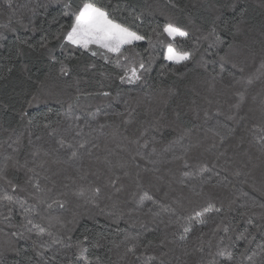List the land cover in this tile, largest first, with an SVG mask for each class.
Returning a JSON list of instances; mask_svg holds the SVG:
<instances>
[{"label":"trees","instance_id":"obj_1","mask_svg":"<svg viewBox=\"0 0 264 264\" xmlns=\"http://www.w3.org/2000/svg\"><path fill=\"white\" fill-rule=\"evenodd\" d=\"M65 2L67 0H11L9 7L7 0H0V160L11 152L10 145L15 147L13 141L20 137V163L24 164L27 160L28 167L44 163L48 169L46 174L49 180L41 178L40 183L42 186L47 184L52 187L51 181H55L54 195L55 191L62 190V184H68L69 190L76 184H105L110 175L103 164L106 158L115 162L120 157L129 158L137 150L146 154L154 147L157 153L171 160L173 153L165 154L164 149L169 147L170 142L176 140L185 128L196 124L200 125L199 129H194L191 137H186L183 141L184 144L189 143V140L204 142L203 147L190 155L189 162L193 166L184 169L182 162L161 165L160 171L155 175L162 179L154 180L153 186L146 185V191L158 203L172 207L184 216L201 210L208 202L217 207L221 201L225 207L230 200L235 202L227 213H211L206 225L196 226L186 245L189 256L183 255L185 247L173 236L174 231L178 232L177 229H165L163 224L153 222L148 210L153 208L158 211V208L150 201H146L143 207H137L139 197L133 200L130 196L136 191L131 177L123 180V192L112 200L102 195L96 202L98 206L88 203L86 198L69 196L66 208L57 209L54 215L61 216L65 221L74 220L72 224L61 227L53 223L50 226L47 220H41L39 217L36 222L65 241L71 235V241L67 242L73 245L77 239H83V235H90L91 242H86V255L92 260L100 257L101 264H126V260L122 259L126 251L125 243H122L126 234L139 236L138 241L130 240L126 243L129 246L137 244L138 254L143 252L145 255H158L159 243L165 236L168 240L175 239V244L168 245L174 250L168 257L171 264H177V257L187 264H194L201 255L195 252V248L203 246L207 251L210 239L215 245L216 240L224 235L223 231H219L217 236H212V229L221 223L220 217L224 216V224L236 228V232L231 233L233 237L245 230L254 236L251 243L233 239L229 245L230 250L238 253L247 244V256H251L252 260L245 259L244 264H264V252L260 248L264 243V208L259 207L264 205V155L256 145L245 143L236 147L238 141L235 138H230L221 146L219 139L213 140L210 134L206 139L204 131L216 123L215 119L205 122V110L210 114H215L217 108L229 112V104L235 103L236 100L233 94L236 90L244 93V100L239 110H232L236 112V120L229 121V127L242 131L245 125L250 127L253 123L260 122L264 112V67H261L264 63V0H98L99 3L116 9L114 15L117 19L130 24L141 34L152 37L151 47L145 40L137 42L129 51L136 60L143 58L148 61L151 57L150 70L145 72L143 79L135 85L120 83L118 74L122 72L115 67V55L110 56L109 62L103 57H93L90 53L72 46L60 48V41L55 38V34L62 24L70 23L68 18L61 15ZM72 3L78 4L80 0H72ZM172 3H175L176 7H172ZM228 4H235V7L225 9L224 6ZM33 8L36 10L35 15L31 11ZM241 11H244L245 15L239 30L236 31L231 29V24L241 18ZM21 15L26 27L15 23L16 18ZM135 16H140L141 19L134 20ZM10 18L13 30L5 27ZM166 19L176 21L190 32L189 37H178L172 43L183 50L196 47V55L192 61L175 65L164 60L168 37L157 38L152 29L159 26L162 30ZM214 21L217 34L223 43H218L215 36L209 35ZM44 38H47V46L41 47L45 42ZM20 40H27L32 47L20 45L21 55L17 57L16 49ZM159 40L165 43H160ZM229 44L232 45L231 49L228 48ZM220 56H227L231 63L223 64L225 70L221 75L224 82L217 78L214 86L210 88L211 77L220 71L223 63L219 59ZM50 57H55V62ZM201 57L209 61L206 68L201 66ZM59 61H64L69 66V75L61 74ZM123 63L121 60V64ZM232 63L237 67L233 68ZM9 68L12 69L10 72ZM231 76L240 78L243 83L235 85L234 89L225 88L224 83ZM249 79L251 83H247ZM101 84L104 85L103 88L100 87ZM170 89L174 92L173 95L169 94ZM100 91H110L113 97L121 96L129 100V109H135L134 122L125 125L123 120L126 116L116 115L117 112L124 111L122 100L88 95ZM33 96L38 100L29 108L28 101L32 100ZM77 96H80L81 104L73 106L68 112L72 117L70 121L65 117V113L68 104ZM23 109L28 110L29 116L21 120L19 112ZM45 116L48 117L47 120ZM76 117L80 119L76 120ZM241 118H244L243 123ZM30 119L32 123H29ZM156 119L160 120V127L157 130L150 129L140 141L143 144L144 139H147V148L138 149V146L128 143V139L138 136L143 127ZM46 123L61 132L71 123L73 127L68 139L74 145L76 140L89 141L88 148L91 149L92 155L85 156L79 171L66 165L55 164L51 157L42 154L35 159L31 157L34 146L39 145L45 149L58 147L47 137L46 133L50 129L44 128ZM81 130L82 136L77 137L76 133ZM37 136L41 139L37 140ZM153 136L155 143L151 142ZM213 143L217 145L213 152L199 156L204 148ZM92 144L97 147L93 148ZM179 150V145H176L177 154ZM218 151H225V157L219 161L215 155ZM61 156L66 158L63 152ZM137 163L140 164L141 170L152 167L139 159ZM200 163H206L209 167L216 165L211 173L204 176L208 183L203 184V190L215 195V199L211 201L196 197L181 183L184 179L183 172L195 174ZM131 171L134 176L135 164ZM28 175L30 173H27L26 169L10 168L7 172V178L13 183L32 191L31 185L25 183ZM151 175L153 174L150 172L141 171L142 178ZM190 183L196 186V191L201 190L199 178ZM0 188L25 200L27 204L35 203L27 192H13L3 181H0ZM107 191L109 190L105 189V192ZM253 202L256 206H252ZM0 211L7 215L6 208ZM241 212L246 215L241 217ZM12 219L14 223H19L21 213L18 208ZM135 221H144L146 227L142 228L139 224L132 227ZM254 225L260 227L256 228ZM13 230L0 223V254H3L0 258L4 259L5 264H29V257L38 259L32 242L12 237ZM96 242L98 247L93 246ZM75 252V247L71 250H61L57 259L59 261L60 257H63L61 264H68L69 258L75 259ZM51 255L52 252L49 251L44 258L47 259ZM137 264H142V261Z\"/></svg>","mask_w":264,"mask_h":264},{"label":"snow or ice","instance_id":"obj_2","mask_svg":"<svg viewBox=\"0 0 264 264\" xmlns=\"http://www.w3.org/2000/svg\"><path fill=\"white\" fill-rule=\"evenodd\" d=\"M9 7H11V0H7ZM172 7H176L175 3H172ZM46 7V6H43ZM227 8H234L235 4H228L224 6ZM33 15H35L36 10L31 9ZM116 9L111 8L108 4L99 3L98 0H80V3L73 4L72 0H67L63 4V10L61 15L68 18L70 23L67 25H61L58 32L55 34V38L60 41V48L63 49L66 46H72L77 49H82L84 52H88L93 57H103L105 61L110 62V56L115 55L117 57L115 67L120 69L122 74L119 75V81L121 84L135 85L137 82L143 79L145 72L150 70L151 66V57L148 61H145L143 58L136 60L132 55L129 54L130 49L136 44V42L147 40L150 47L152 46V37L141 34L138 30L134 29L130 24L117 19L114 15ZM245 15L244 11L240 13V19H237L231 24V29L238 31L240 25L243 22V16ZM140 16H135L134 20H140ZM16 24L26 27L24 24V17L18 16L15 20ZM12 20L9 19V24L5 27L11 28ZM227 27V25H226ZM36 31V29H33ZM152 33L157 37L166 36L168 37L166 51L164 53V60L171 62L175 65L185 64L186 62L192 61L196 55V47H193L192 50H183L178 49L174 46L172 41H175L179 38H187L190 36V32L186 29L185 26L180 25L174 20L166 19L162 24V30L158 26L157 28L152 29ZM235 34V31L233 32ZM210 36H215L218 43H223L220 40L219 35L217 34V28L215 26V21L213 22V27L209 33ZM207 38V37H205ZM45 42L41 44V47H46ZM160 43H165L163 40H159ZM20 45H27L32 47V45L27 40L18 41L16 55L19 57L21 55ZM212 45H209L211 48ZM228 48L231 49L232 45L229 44ZM147 51V50H146ZM211 55V53H209ZM54 62L55 57H50ZM219 59L223 62L221 69L215 75L211 77L209 81L210 88L214 86L217 78L221 82H224V77L221 73L224 72L223 64L231 63L227 56H220ZM121 60L124 61L121 64ZM202 65L206 68L209 63L208 60L201 57ZM60 63V72L62 75H69L70 69L69 66L64 61H59ZM138 65V66H137ZM232 67L236 68L237 65L232 63ZM261 67H264L262 63ZM12 69L9 68L10 72ZM243 71V69H240ZM2 78V77H0ZM243 83L240 78L236 76H231L227 82L224 83V87L227 89H234L235 85ZM251 83V79L247 81ZM104 87L103 84L100 86ZM169 94L173 95L174 92L170 89ZM236 97L235 103L229 104V112H224L220 108H217L215 114H210L207 110L204 112L205 122L209 119H215L216 123L212 124L210 127L204 129L205 138L210 137L215 140L219 139L221 146L224 142L230 138H235L238 142L236 147L243 145L245 143L249 145H256L259 147V151L264 155V112H262L259 123H253L250 127L245 125L243 130L229 127V121L236 120V112L232 110H239L241 108L242 102L244 100V93L236 90L233 92ZM89 96H101L105 99H116L122 100L124 105L123 112H117L118 116H126V119L123 120L125 125L132 124L135 120V109H129V100L123 99L121 96L113 97L110 91H100L97 93H90ZM87 99V96L85 97ZM38 100L36 96H33L32 100L28 101V107L31 108L33 104ZM81 98L77 96L72 103L68 104V109L65 113V117L71 121L72 117L68 115V112L71 111L73 106H80ZM20 119L23 120L29 116L28 110L23 109L19 112ZM223 118V119H221ZM48 117L45 116V120ZM79 117H76V120H79ZM241 122H244V118H241ZM29 123H32V120H29ZM143 123V122H141ZM39 127V124H37ZM73 125L70 123L68 128L64 129L62 132L57 128H52L50 123L44 124L45 129H50L47 131V137L58 145V147L52 149H45L42 146H34L33 151L31 152L32 158H37L41 154L45 157H51L52 162L58 165H66L68 168H75L79 171L80 164L85 158V156H91L92 151L88 148L89 141L87 140H76L75 145L72 141L68 139V134L71 132ZM103 127V126H101ZM160 127V120L156 119L148 123L146 127H143L139 132V135L133 139H128V143L131 145L138 146V149L147 148L149 141L144 139L143 144H141V139H143L149 132V130H157ZM200 125L193 124L191 128H185L182 134L174 141L170 142L169 147L164 149V153L172 152L171 160H168L164 155L157 153L156 148H152L150 152L146 154L142 151H135L130 155L129 158H118L115 162L109 159H105L103 164L106 165L107 172L110 175L107 177V182L103 185L89 183L87 186L83 184H76L74 188L69 190L68 184H62L60 191H55V181H51L52 187H49L47 184L41 185L40 180L48 181L49 176L46 174L48 169L45 167L44 163H40L33 167H28V161L26 160L24 164H21L18 156L21 146V138L17 137L13 144L15 147H11V152L8 153L0 160V181H3L13 192H27L28 196L35 201V203L27 204L25 200H22L18 197L8 194L4 191L3 188H0V209H7V215L3 211H0V223L7 225L8 227L14 229L11 233L12 237L18 238L19 240L31 241L34 247L35 256L38 258L33 260L32 257L28 258L29 264H61L63 257L60 256L61 250H71L75 247V259L69 258L68 264H101L100 257H96L95 260L89 259L86 253L88 248L86 247V242H91L90 235H83V239H77L75 245L67 241H71V235L67 237V241L61 239L54 235L51 231L45 229L40 223L36 222V218L39 217L41 220H47L48 224L51 226L53 223L59 224L61 227H65L67 224L74 223L73 221H65L61 216L54 215L57 209L63 210L66 208L69 203L68 197L72 196L75 198H86L88 203L95 204L102 195H105L108 200H112L115 196H118L121 192L124 191L125 185L123 180L125 178H132L135 183L136 191H133L130 196L133 200H136L137 196L139 197L137 201V207H143L146 201H150L159 210H154L149 208L148 212L152 217L153 222H158L163 224L165 229L174 228L178 232L174 231L173 236L176 237L181 246L185 247L183 252L184 256H189L190 253L187 251L186 245L191 238V234L196 230V226H204L207 224L209 219V214L211 213H227L230 210L232 203L235 201L230 200L227 207H225L223 201L219 207L215 204L208 202L206 206H203L201 210L195 211L194 214L184 216L182 213L172 207L158 203L151 195L146 191L145 186H153V182L160 181L162 177L155 175L160 171V166L163 164H170L172 162H182V167L184 169L191 168L193 165L189 162L190 155L198 148L203 147L204 142L201 140L191 141L184 144L183 141L186 137H191L194 129H199ZM239 133V134H238ZM77 137L82 136V130L76 133ZM37 140H40L41 137L37 136ZM152 143H155V137L152 138ZM179 145L180 150L177 154L175 151V146ZM92 147H97L96 144H92ZM217 148V145L213 143L212 145L203 149V152L199 153V156H203L205 153L213 152ZM226 151V150H225ZM225 151H218L215 153L216 160L219 161L221 158L225 157ZM64 153L66 158L61 156V153ZM199 157H197L198 159ZM146 161L147 164H151V168L145 167L141 170L140 164L137 163V160ZM228 162L227 160L225 161ZM135 164L136 172L135 175H132V166ZM216 165L213 164L209 167L206 163H200L198 165L195 174L184 171V179L181 181L185 187H188L190 191L196 197L206 198L211 201L215 199V195L211 192H205L203 190V184L208 183L207 180H204V176L213 171ZM12 169H26L28 175L26 184H30L32 191H29L26 187H21L17 183H13L12 180L7 178L8 170ZM39 169V171L37 170ZM141 171L146 173L150 172L153 175L141 177ZM239 176L240 173H237ZM201 180V190L196 191V186L191 184V181L196 179ZM83 179V177H81ZM220 183V182H218ZM105 189L109 191L105 192ZM142 193V194H141ZM167 195V193H165ZM7 202L6 204L4 202ZM180 203V201H176ZM183 205H181L182 207ZM252 206H256L253 202ZM259 207L264 208V205H259ZM20 210L21 219L19 223L13 222V214L16 209ZM103 211V209L101 210ZM241 217L246 215L245 212L240 213ZM221 223H218L215 228L212 229V236H217L219 231H223L224 235L220 236L216 240L215 245L212 244L211 239L208 241V248L205 251L203 246L195 248V252L200 253L198 260L194 261V264H244V260H252L251 256H247V244L244 249L240 250L238 253L230 250L229 245L233 239L237 241H246L251 243L254 239L252 233L245 230L233 237L231 233L236 232L235 227H229L224 224V216L220 217ZM139 224L140 227H146L144 221H135L133 222L132 227H135ZM254 227L259 228V225H254ZM71 231V230H69ZM47 237V239H45ZM130 240H139V236H131L126 234L125 241V256L122 259L126 260V264H137L138 261H142V264H171V261L168 257L174 252L172 248H169V244H175L176 240H168L167 236L164 237L159 243L158 255H145L141 252L138 254V245L132 244L129 246L126 242ZM151 243V242H150ZM58 246V247H55ZM93 246L98 247V242ZM147 247V246H145ZM213 248L215 249L213 251ZM261 251L264 252V243L260 245ZM167 249V250H165ZM18 251V250H17ZM51 251L52 255L47 259L44 257L47 253ZM3 254H0L2 257ZM177 259V264H187L186 261L181 260L179 257ZM0 264H5L4 259L0 258Z\"/></svg>","mask_w":264,"mask_h":264},{"label":"rangeland","instance_id":"obj_3","mask_svg":"<svg viewBox=\"0 0 264 264\" xmlns=\"http://www.w3.org/2000/svg\"><path fill=\"white\" fill-rule=\"evenodd\" d=\"M137 43V42H136ZM166 51V50H165ZM168 62V61H167ZM169 63H171V62H169Z\"/></svg>","mask_w":264,"mask_h":264}]
</instances>
